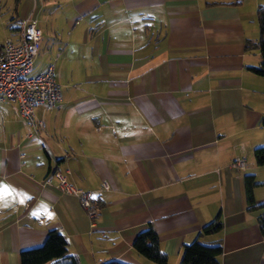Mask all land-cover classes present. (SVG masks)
Listing matches in <instances>:
<instances>
[{
	"label": "crops",
	"instance_id": "obj_1",
	"mask_svg": "<svg viewBox=\"0 0 264 264\" xmlns=\"http://www.w3.org/2000/svg\"><path fill=\"white\" fill-rule=\"evenodd\" d=\"M50 3L63 8L56 25ZM2 4L13 34L0 40L17 39L26 19L47 24L63 99L36 107L45 126L35 133L17 104L0 103V264H22L21 251L51 231L79 264H158L133 247L148 224L168 264L197 238L222 244L221 264H264V206L249 209L244 184L254 174L264 204L254 158L264 77L250 69L261 54L249 46L264 0H16L9 13ZM67 169L94 193V220L57 179L42 184ZM218 216L222 230L200 236Z\"/></svg>",
	"mask_w": 264,
	"mask_h": 264
},
{
	"label": "built area",
	"instance_id": "obj_2",
	"mask_svg": "<svg viewBox=\"0 0 264 264\" xmlns=\"http://www.w3.org/2000/svg\"><path fill=\"white\" fill-rule=\"evenodd\" d=\"M42 40V30L31 19L22 22L17 39L0 40V103L8 100L17 104L20 115L33 133L45 126L42 120L36 118V107L43 104L53 109L63 99L62 86L56 79L55 63L31 75ZM70 174L69 169L65 172L56 170L42 184H52V179H57L56 187L64 193L76 195L89 217L94 220L98 214L93 203L94 193L74 186L69 180ZM102 189L108 190L109 185L105 183Z\"/></svg>",
	"mask_w": 264,
	"mask_h": 264
},
{
	"label": "trees",
	"instance_id": "obj_3",
	"mask_svg": "<svg viewBox=\"0 0 264 264\" xmlns=\"http://www.w3.org/2000/svg\"><path fill=\"white\" fill-rule=\"evenodd\" d=\"M261 38L249 46L260 50L261 62L257 67L250 69L264 77V5L258 10ZM254 158L258 165L264 166V146L254 150ZM247 205L249 209L255 210L264 204H257L254 189L258 185L254 174H247L244 177ZM259 225L264 236V212L259 216ZM223 223L218 216L206 224L200 232V236L218 233L222 230ZM136 252L158 264H168V256L162 251L159 234L152 224H148L141 230L134 242ZM223 253L221 243L208 245L199 238L190 244H186L182 257L178 264H221L220 257ZM22 264H79L78 258L68 251L67 239L58 231H51L43 245L35 248H28L21 251ZM102 264H125L118 260H111Z\"/></svg>",
	"mask_w": 264,
	"mask_h": 264
},
{
	"label": "rangeland",
	"instance_id": "obj_4",
	"mask_svg": "<svg viewBox=\"0 0 264 264\" xmlns=\"http://www.w3.org/2000/svg\"><path fill=\"white\" fill-rule=\"evenodd\" d=\"M1 2L3 3L1 10L3 12H6V13L7 12L9 13L10 8L12 9L16 4V0H1ZM59 9H63V8L61 6H58V3H50V4H48V6L46 8V11H48V13L50 11L51 13H49V14H52L53 20H55L54 25L58 24L60 22V20H62V18L60 16L61 10H59ZM9 17L10 16H4L2 18V15H0V38H4L5 34L9 35V36H11L13 34V30L8 25L10 21L8 22L7 19H10ZM53 20L50 19V21H53ZM46 25L47 24L45 22L39 20V27L44 32V39L41 43V49H40L37 57L34 60V68H33L31 75H33L39 71H42L49 64H52V63H55V66L58 67V63H57L56 59L49 57V52L44 51L45 47L47 45L50 46V44H51V39L49 38V34H48V30L46 28ZM62 90H63V87H62Z\"/></svg>",
	"mask_w": 264,
	"mask_h": 264
}]
</instances>
